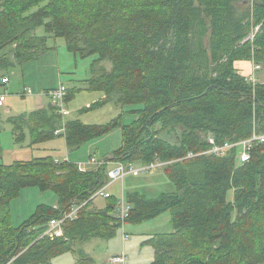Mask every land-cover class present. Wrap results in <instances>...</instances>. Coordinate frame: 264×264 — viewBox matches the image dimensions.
Here are the masks:
<instances>
[{"label":"trees","instance_id":"16d2710c","mask_svg":"<svg viewBox=\"0 0 264 264\" xmlns=\"http://www.w3.org/2000/svg\"><path fill=\"white\" fill-rule=\"evenodd\" d=\"M242 1L0 0V52L12 47L15 60L0 58L1 71L48 51L47 39L36 33L45 26L75 57L98 56L86 82L104 97L87 111L109 103L143 105L137 124L123 126V146L111 161L128 165L157 159L166 163L176 187L157 198L125 194L132 206L127 223L171 213L173 232L148 242L155 253L151 264H264V146L255 148L246 164L238 163L235 152L188 158L208 149L200 132L215 135L218 142L246 140L254 129L264 132V84L253 86L235 68L243 59L264 64V0H253L247 16ZM257 27L254 39H248ZM104 61L111 69L97 68ZM75 92L68 89L67 103ZM9 122L15 143L34 147L55 139L61 118L50 102ZM157 125L161 130L182 127L180 144L159 138ZM3 128L0 117V136ZM101 128L71 120L67 148L102 136ZM102 167L80 172L77 165L57 164L51 157L0 165V264H53L75 242L115 235L121 197L112 194L106 198L111 206L89 210V202L76 220L66 221L63 238L43 236L41 223L61 218L71 203L90 200L107 184L108 169ZM29 187L52 191L59 206L39 207L16 229L11 202ZM75 264L94 262L79 255Z\"/></svg>","mask_w":264,"mask_h":264},{"label":"rangeland","instance_id":"374dc122","mask_svg":"<svg viewBox=\"0 0 264 264\" xmlns=\"http://www.w3.org/2000/svg\"><path fill=\"white\" fill-rule=\"evenodd\" d=\"M243 1L242 3L245 4L242 5L241 12L247 16L249 10L252 8L253 0ZM44 4L46 5L47 2ZM258 29L259 27L253 29L248 39L253 40ZM36 33L38 36L47 39L48 51L37 60H31L23 64L16 63L13 67L0 70V79L8 77L11 80V84L7 88L0 87V93L5 95L4 107H0V117L4 127L0 137V144L3 150L0 165L8 166L18 160H25L26 154L29 152L28 149L21 150L22 146L15 143L9 118L35 110L37 96H42V103H47L48 97L46 96V92L63 85L69 90L76 89L74 96L70 99L71 101L67 103L70 113V116L66 119L67 123L63 125L61 122L60 127L54 133L55 139L35 145L31 149V152L34 158L51 157L54 160L58 159L60 161L68 153L70 163L77 165L80 172L97 169L98 165L90 164V161L95 159L98 162L105 163L103 166L107 167V173L114 166L116 167L117 163H121H115L111 159L123 146V126L137 124L141 118L140 111L143 105H125L119 107L109 103L97 109L87 111L86 108H89L91 104L104 97V94L100 91H91L86 82L92 76L91 66L93 63L98 62V56L94 55L87 58L75 57L67 50L65 41L62 38H54L49 35L45 26H40L36 30ZM13 54V48L8 47L0 52V58L7 57L11 62L15 63L12 57ZM256 62L254 58L238 60L236 62V70L244 76L243 73H248V69L245 66L251 65V69H253L254 64L258 63ZM102 65L107 69H111L112 67L111 63L104 61L101 64L98 63L97 68H101ZM260 67L261 70L255 72V77L258 81L264 83V64H261ZM252 74L253 70L249 78L244 77L255 86L258 82L253 83L257 80L252 78L254 77ZM25 88L31 89L32 95L23 96L22 92ZM254 117L256 118L255 115ZM71 120H79L84 124L93 126H102L103 134L85 143L78 149L67 148V125ZM256 125L262 126L258 121H256ZM61 130L65 131V133L59 134ZM155 130L158 131V136L162 140L172 145L180 144L183 132L182 127H176L174 130H161V126L157 125ZM254 131L257 130L254 129ZM202 134L203 132L199 134L201 139L204 137ZM135 160L133 164L126 165L122 163L126 169L123 181L116 183L107 181V183L112 184L108 188L111 196L112 194L119 198L123 196L124 202L132 209V206L125 199V194L137 192L148 198H157L161 194L172 193L176 190L174 183L166 172V164L160 163V161L150 168L145 164L139 163L137 159ZM227 196L228 200L232 201L234 191H229ZM89 202V210L98 211L106 208L107 205H112V202H107L103 197L95 198L94 192L90 200L84 203L80 201L71 203L66 212L70 213L74 205L80 207L81 211ZM58 206L59 200L52 191L42 192L39 188L35 187L25 188L21 191L20 196H17L11 202L12 224L14 228H20L23 224L33 219L39 207L56 209ZM120 208L119 204L114 213L115 217H117V212ZM119 221L120 227L117 228L115 235L108 238H90L75 242L72 244L71 251L63 252L61 255L56 256L52 260V263L75 264L79 255H83L91 258L94 264H110V260L113 257L125 253L128 259L127 264H151L155 253L153 247L148 243L149 240L156 235L171 233L174 230L170 212L162 213L138 224L122 222L120 219ZM46 222L41 223L42 226L44 224L47 226L46 224L48 223ZM125 236H127L126 239L124 238ZM61 237L63 238L64 236Z\"/></svg>","mask_w":264,"mask_h":264},{"label":"built area","instance_id":"2783aa9c","mask_svg":"<svg viewBox=\"0 0 264 264\" xmlns=\"http://www.w3.org/2000/svg\"><path fill=\"white\" fill-rule=\"evenodd\" d=\"M258 70H261L260 65L254 64L253 74H252L254 75V77L252 78H254L255 80H257L255 77V72ZM2 83L7 84L9 83V81L4 78L2 79ZM253 83L255 84L257 83V81ZM67 94H68V89L66 88V86L63 85H60L56 89L49 90L46 92V96L50 99L52 106L55 108V112L60 116L63 125L67 123L66 119L70 116L66 102ZM22 95L23 96L32 95V90L25 88ZM4 104H5V95L3 93H0V107H3ZM64 133L65 131L61 130L59 134H64ZM203 138H204L203 142L207 143L208 149L198 154H189L188 158H192L194 156L197 157L201 155L221 158L229 155L231 152H235L237 155L238 163L246 164L250 162L252 158L253 150L255 148L264 146V132L261 133L257 131H254L250 138L236 142H232V141L218 142L216 136L213 134H207ZM156 162H160V161L156 159L154 162L145 165H148L147 167L151 168L155 166ZM55 163H70L68 153L61 161L56 159ZM90 164L98 165L99 167H101L105 163L98 162L95 159H92L90 161ZM117 164L118 165L116 167L114 166L112 169H110L107 172L108 181H111L112 183L123 181L125 178L124 175L126 169L124 165L122 163H117ZM110 185L112 184L107 183L104 187L96 190L95 198L103 197L106 199L111 197V193L108 191ZM119 204L121 208L117 212V217L118 219L122 220V222H124L126 218H128L131 207L124 202L123 196L119 199L118 205ZM79 212H80V207L74 205L70 213L66 212L63 214L61 218L51 219L46 226L43 236L49 237L51 239L64 236V228H63L64 223L66 221H73L77 219L79 217ZM124 238L126 239L127 236H125ZM127 260L128 259L126 254L123 253L122 255L113 257L110 260L111 262L110 264H127Z\"/></svg>","mask_w":264,"mask_h":264},{"label":"crops","instance_id":"0c3cea01","mask_svg":"<svg viewBox=\"0 0 264 264\" xmlns=\"http://www.w3.org/2000/svg\"><path fill=\"white\" fill-rule=\"evenodd\" d=\"M235 67H236V69H237V63H235ZM245 68L246 69H248V73H243L244 74V76H246V77H248L249 78V76L251 75V73H252V70L253 69H251V65H246L245 66ZM257 82L258 83H260V84H264L263 82H260V81H258L257 80ZM11 84V80L9 81V83H7V84H4V85H1L0 87H3V88H7L9 85ZM23 93V92H22ZM42 96H37V98H36V108H35V110L36 109H38V108H45L47 105H49V103H50V99L49 98H47L48 99V102L47 103H42ZM4 107V106H3ZM34 111V110H33ZM32 112V111H31ZM20 116V115H19ZM16 117H18V116H16ZM1 137V136H0ZM24 147H22V149L21 150H25V149H28L29 150V152H28V154H26V157H25V160L24 159H22V160H18V161H30L31 159H33L34 158V156H33V154H32V152H31V149L33 148V147H25L24 149H23ZM20 157V156H19Z\"/></svg>","mask_w":264,"mask_h":264},{"label":"bare ground","instance_id":"6f19581e","mask_svg":"<svg viewBox=\"0 0 264 264\" xmlns=\"http://www.w3.org/2000/svg\"><path fill=\"white\" fill-rule=\"evenodd\" d=\"M148 166V165H147ZM143 168V167H142ZM145 168V167H144ZM146 174V173H145ZM145 174H143V175H145Z\"/></svg>","mask_w":264,"mask_h":264}]
</instances>
